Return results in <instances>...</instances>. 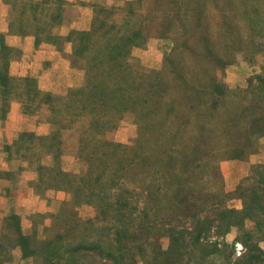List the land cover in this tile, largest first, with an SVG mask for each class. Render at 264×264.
Returning <instances> with one entry per match:
<instances>
[{
  "label": "rangeland",
  "instance_id": "374dc122",
  "mask_svg": "<svg viewBox=\"0 0 264 264\" xmlns=\"http://www.w3.org/2000/svg\"><path fill=\"white\" fill-rule=\"evenodd\" d=\"M71 5L46 4L48 16L57 15L45 32L51 40L37 43L34 32L9 31L35 36L36 49L52 44L59 56L55 65L43 56L31 60L0 36V68L14 85L0 83V118L10 113L17 133L3 147L13 168L8 177L34 190L25 206L4 218L0 264H9L18 248L24 264H125L120 252L111 259L82 239L91 234L95 241L98 233L120 227L128 263L207 264L210 255L221 253L235 264H264L257 227L244 235L249 217L229 228L218 223L225 206L241 210L252 197L264 202V163L253 164L235 187L226 182L233 161L264 142V0H90L78 5L89 12L84 28H77L80 9ZM64 22L70 27L65 34ZM87 31V58L77 59L70 35L78 39ZM111 43L117 45L115 61L94 73L92 62L109 58L107 49L98 48ZM112 65L113 74L102 73ZM98 81L102 91L116 87L117 95L108 94L101 104L97 97V109L75 90L85 85L90 91ZM30 85L39 93L27 92ZM105 155L112 157L109 176L123 174L120 191L136 206L126 224L87 200L108 189L94 179ZM59 170L71 175L62 185ZM91 186L95 190L87 193ZM220 189L216 209L211 204L218 199L202 201L203 191ZM238 199L243 207L235 206ZM256 225L264 232L263 220ZM233 228L247 248L238 259L240 245L227 240ZM130 232L134 236L125 239ZM26 237L28 252L22 247Z\"/></svg>",
  "mask_w": 264,
  "mask_h": 264
},
{
  "label": "trees",
  "instance_id": "16d2710c",
  "mask_svg": "<svg viewBox=\"0 0 264 264\" xmlns=\"http://www.w3.org/2000/svg\"><path fill=\"white\" fill-rule=\"evenodd\" d=\"M7 3L10 4L11 6V28L12 31L14 32H34L35 35L37 36V43H40L42 41H48L51 40V38L48 37V35L45 36V32L47 31V26L51 24L52 21H57V15L56 11H52V15L47 14L48 9L50 6L47 8L46 4L49 2V0H6ZM52 7V6H51ZM48 16V19H47ZM90 33V31L87 32H82L80 33V36L78 39H74L72 37V34L70 35V38L75 42V54L77 56V59L81 58H87L86 55L84 54L85 51L88 49L87 45L88 43L84 40V38ZM59 37V36H58ZM54 38V36H53ZM117 45L114 43L108 44L104 47L98 48L99 52L104 51L107 49L109 51V58L108 60H103L100 61V58L97 57V59L92 62V66L94 67V73H99L100 66L105 63L106 61H111L112 63L115 61L116 56L114 55V50ZM114 68L113 65L110 67V69H105L102 73H105L107 76L111 75L114 73ZM264 82V80H262ZM95 82V80H94ZM0 83L6 87L11 88L12 84H10V78L8 76V73L6 70L0 68ZM88 84V83H87ZM100 86L102 88H100ZM35 85H30L28 86L27 92H35L36 94L39 93V88H35ZM116 87L111 88L109 91L108 89L105 91L103 90L102 84H100V81L94 84L93 88L90 91H87L86 86H82L79 89L75 90L76 94L82 93L84 96V100L91 101L94 104H96V100L98 97L99 102L102 101L105 103L107 100L108 94L110 97H114L117 95L116 93ZM12 89V88H11ZM217 89V88H216ZM221 91V90H218ZM101 92V93H100ZM224 92V91H223ZM221 92L220 94H223ZM149 94V91L145 94L147 96ZM218 103L219 101H214V108L218 109ZM101 104V102H100ZM100 104L97 105V109L99 108ZM9 148V146L7 147ZM106 159L103 160L104 167L101 168V172L98 174V176H94V173H90L88 175V178L91 179L94 176V179L102 180V184H109L108 189L105 187L103 189V192L98 193L95 195L94 200H90L87 198L88 201H91L95 204V206H98L99 212L101 214H104L105 217H115L116 220L122 221L123 224H126L130 222L135 217L134 209H136V206H132V202L130 201V195L126 193L125 191H120L119 184L122 182L123 174H120V176L115 175V176H109L108 171L109 167L112 164L109 159H112L111 155H105ZM60 177L57 175V180L59 184H65L67 180L70 178V174L67 172H64L62 170H59ZM105 180V181H104ZM123 184V183H122ZM72 185V184H71ZM95 188L93 186L90 187V189L87 191L93 192ZM262 190L264 192V184L262 187ZM113 193V196L111 197L110 193ZM205 194L204 197L207 196V198L202 199V201L206 202L208 199H218L220 197L221 189L220 190H213L210 193H206L203 191ZM76 194V192H75ZM85 200V197H83ZM220 199V198H219ZM218 201H213L211 205H213L216 209V206L219 203ZM258 199V201H257ZM244 207L239 210L236 208H231V207H223L222 210L219 211V214L222 215V218L219 220V225L223 228L225 227V224L227 225V228H229L232 224L235 223H240L239 220H243L246 217H250L255 219L258 224L262 223V220L264 221V202L260 200L259 198H254L252 197L250 200H247V198L244 199ZM198 202H196V205ZM257 209V214H259V211L263 212V217L262 218H257L256 215H254L253 211ZM254 209V210H253ZM253 210V211H252ZM259 210V211H258ZM145 216H149L146 214L145 211H143ZM236 213H242L240 218L237 216H234L233 214ZM233 216V217H232ZM214 220H216L214 218ZM210 223H213V221L210 220ZM123 228V227H122ZM121 227L117 230H114V232L111 234V232H103V233H98V239L94 241V237L91 234L89 236H83V243L85 245L92 244L93 248L99 245L100 248L103 249L105 252V255L107 257H110L111 259L116 258L114 256L115 252H120L119 255L120 257L118 258L120 261L124 262L125 264H134V263H128L127 262V256L125 253L121 252V248L126 246V243L123 241L122 237V229ZM100 232H102V228L98 227ZM126 229H129L126 225ZM117 231V232H116ZM135 232H130L127 238H132L134 236ZM86 235V234H85ZM137 236V234H136ZM27 237L22 239V247L25 252H28L30 250L31 245L29 244L30 241H27ZM124 239V240H125ZM73 243V241H71ZM142 247V250L144 249L145 246H140ZM33 249V248H31ZM49 255L47 256L48 260H52L53 258V253L49 249L48 250ZM159 254H162V252L159 250L157 251ZM264 252V251H263ZM116 254V253H115ZM67 260L73 261V258L69 256L67 257ZM53 261V260H52ZM136 263V262H135Z\"/></svg>",
  "mask_w": 264,
  "mask_h": 264
},
{
  "label": "crops",
  "instance_id": "0c3cea01",
  "mask_svg": "<svg viewBox=\"0 0 264 264\" xmlns=\"http://www.w3.org/2000/svg\"><path fill=\"white\" fill-rule=\"evenodd\" d=\"M70 1L75 9H80V19L81 24L78 25L77 28H84L82 24L88 23L86 19L88 18V9L84 10V6L78 7V5H85L86 3L90 4V0H68ZM76 3V4H75ZM70 4V3H69ZM10 12H11V6L6 4L5 0H0V36L6 35V41L9 44L19 46L24 52L25 55L31 56V60H39L40 57H45V59H54L53 65L56 64L58 52L54 50L52 47V44L50 43H42L38 49L34 47L35 44V36L33 35H20V34H13L10 33ZM87 13V14H86ZM62 29L61 33L65 34L70 30V27L66 26V22L62 24L60 27ZM73 28V27H72ZM65 29V30H64ZM48 48V49H47ZM51 48V49H50ZM52 52L54 54L53 58L48 57V54ZM16 123L9 113L7 117L0 118V173L2 172V175L4 174L5 177H0V244H2L5 240L6 232L4 227V218L7 214H9V211L11 209H17V207L22 208L26 205L27 201L29 200V197L34 194L33 186L30 183L19 181L17 183L16 180H13L15 182H12L9 180L8 172L9 170H13V168L10 166L11 162L9 161V152L5 150L3 147L8 142H12L16 137L17 133L12 131V128L10 126H15ZM255 163H264V142L261 145V147L254 152H251L243 159H235L233 161V166L230 169V172L228 176L226 177V182L229 186L235 187L240 180L249 174L251 167ZM16 170V169H15ZM16 176L19 175V172L16 170ZM12 174H14V171H12ZM12 192V193H11ZM15 200V202H14ZM238 202L235 204L236 207L240 208L243 207V201L237 200ZM17 205V206H16ZM31 204H29L30 206ZM257 227L258 232V241L259 246L262 251H264V232H261L259 230V225H256V220L252 218H248L246 220V230L245 234L247 235L249 233H256L257 231L254 230V228ZM243 233V232H242ZM239 231L237 228H233V230L227 235V240L229 242H237L238 245H240L239 253L238 255H235V258L238 259L240 257H245L247 254V248L242 244L239 240ZM243 235V234H242ZM236 244V246H238ZM19 249V248H18ZM14 249L12 252V259L9 261V264H24V258L22 257L21 250ZM253 264L255 262L253 260H250ZM207 264H235V262L228 261L225 256L221 253H214L208 257Z\"/></svg>",
  "mask_w": 264,
  "mask_h": 264
}]
</instances>
